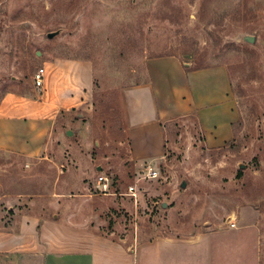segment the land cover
Wrapping results in <instances>:
<instances>
[{
	"label": "rangeland",
	"instance_id": "rangeland-1",
	"mask_svg": "<svg viewBox=\"0 0 264 264\" xmlns=\"http://www.w3.org/2000/svg\"><path fill=\"white\" fill-rule=\"evenodd\" d=\"M170 56L227 69L234 138L217 147L195 117L175 119L163 125L161 160L138 165L122 93L147 78V60ZM60 58L93 64V111L61 112L37 158L0 157V230L57 214L131 247L229 227L243 206L264 228V0H0V98L38 92L42 62Z\"/></svg>",
	"mask_w": 264,
	"mask_h": 264
},
{
	"label": "crops",
	"instance_id": "crops-1",
	"mask_svg": "<svg viewBox=\"0 0 264 264\" xmlns=\"http://www.w3.org/2000/svg\"><path fill=\"white\" fill-rule=\"evenodd\" d=\"M145 67L147 78L122 93L125 132L138 165L161 160L163 125L175 119L195 117L211 145L233 140L238 114L226 68L188 71L173 56L147 60ZM41 69L45 82L38 92L8 91L0 98V157L37 158L61 112L93 111L91 62L46 59ZM234 216L235 228L221 227L190 239L157 238L141 246L137 241L129 247L61 215H23L15 229L0 230V260L3 264H264L261 213L243 206Z\"/></svg>",
	"mask_w": 264,
	"mask_h": 264
},
{
	"label": "built area",
	"instance_id": "built-area-1",
	"mask_svg": "<svg viewBox=\"0 0 264 264\" xmlns=\"http://www.w3.org/2000/svg\"><path fill=\"white\" fill-rule=\"evenodd\" d=\"M44 82H45V71L44 69H39V71L35 74L34 76V84L37 88H43L44 87ZM159 176V172L155 169L150 168L149 172H148V177L149 179H157ZM100 184L102 185V193L103 194H109V181L106 177H100ZM130 191V195L134 198H136V194H135V188L131 187L129 189ZM229 225L231 228H235L236 227V223L234 221H230Z\"/></svg>",
	"mask_w": 264,
	"mask_h": 264
},
{
	"label": "water",
	"instance_id": "water-1",
	"mask_svg": "<svg viewBox=\"0 0 264 264\" xmlns=\"http://www.w3.org/2000/svg\"><path fill=\"white\" fill-rule=\"evenodd\" d=\"M58 35V33H50V34H48V38L49 39H52V38H54L55 36H57ZM243 41L244 42H247V43H251V44H253L254 42H255V39L253 38V37H249V36H246V37H244L243 38ZM67 135L68 136H72V132L71 131H69L68 133H67ZM244 168V166H241V169H243ZM186 186H187V183L186 182H183L182 184H181V188H186Z\"/></svg>",
	"mask_w": 264,
	"mask_h": 264
},
{
	"label": "trees",
	"instance_id": "trees-1",
	"mask_svg": "<svg viewBox=\"0 0 264 264\" xmlns=\"http://www.w3.org/2000/svg\"><path fill=\"white\" fill-rule=\"evenodd\" d=\"M187 70H188V71H193V70H195V69L187 68Z\"/></svg>",
	"mask_w": 264,
	"mask_h": 264
}]
</instances>
